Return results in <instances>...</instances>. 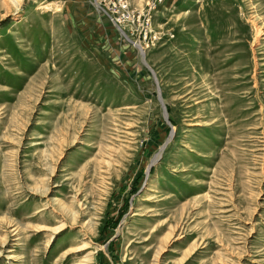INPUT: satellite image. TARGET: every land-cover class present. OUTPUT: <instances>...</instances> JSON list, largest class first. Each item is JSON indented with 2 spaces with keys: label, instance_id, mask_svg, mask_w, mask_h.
Listing matches in <instances>:
<instances>
[{
  "label": "rangeland",
  "instance_id": "374dc122",
  "mask_svg": "<svg viewBox=\"0 0 264 264\" xmlns=\"http://www.w3.org/2000/svg\"><path fill=\"white\" fill-rule=\"evenodd\" d=\"M0 264H264V0H0Z\"/></svg>",
  "mask_w": 264,
  "mask_h": 264
},
{
  "label": "water",
  "instance_id": "95a60500",
  "mask_svg": "<svg viewBox=\"0 0 264 264\" xmlns=\"http://www.w3.org/2000/svg\"><path fill=\"white\" fill-rule=\"evenodd\" d=\"M142 54H143V53H142ZM142 60H143V59H142ZM143 62H144V60H143ZM144 64L146 65L145 62H144ZM146 68L149 69V67H148L147 65H146ZM150 72L152 73L153 77L155 78L153 72H152V71H150ZM158 98H159V102L161 103L162 110L164 111V116H165V118H166V113H165L164 105H163V103H162V99H161V97H160V93H159V92H158Z\"/></svg>",
  "mask_w": 264,
  "mask_h": 264
}]
</instances>
